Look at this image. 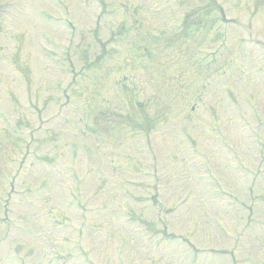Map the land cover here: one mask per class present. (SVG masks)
I'll return each mask as SVG.
<instances>
[{
  "label": "rangeland",
  "instance_id": "1",
  "mask_svg": "<svg viewBox=\"0 0 264 264\" xmlns=\"http://www.w3.org/2000/svg\"><path fill=\"white\" fill-rule=\"evenodd\" d=\"M66 1L78 21L73 33L62 22L38 19L37 8L49 16L58 13L46 0H0V104L7 114V123L0 120V216L1 198H7V210L17 213L20 223L0 220V264H230L232 256L235 264H264V158L259 162L245 124L254 121L242 100L251 93L264 113V48L244 30L250 24L252 37L264 39V0H215L235 23L220 25L214 19L209 29L206 24L220 16L219 9L210 8L212 0H102L103 11L95 0ZM80 1L84 7H77ZM112 1L129 4L134 15L127 21L132 28L109 41L107 23L115 26L120 18L111 12ZM182 23L187 28L179 36ZM95 25L106 40L105 53L96 66L82 69L87 54L98 52L89 32ZM212 29H223L224 40L211 38ZM39 31L50 39L41 41ZM9 34H19L18 65L10 62L15 42ZM68 46L66 63L61 55ZM210 50H216L212 61L203 56ZM72 68L81 69L75 83ZM229 69L231 75L223 71ZM55 100L72 105L51 119ZM136 100L145 103L136 107ZM82 107L86 120L101 119L92 133L77 120ZM39 108L49 121L36 133V150L31 152L35 144H30L21 161V142L37 126ZM125 111L131 119L153 115L151 123H143L149 124L147 131L122 122L117 114ZM212 120L222 132H214ZM5 128H16L18 135ZM68 140H85L93 153L71 157ZM39 150L44 152L40 160L34 155ZM69 159L83 176L74 191L79 197L65 172ZM208 174L250 207L210 199ZM196 175L203 179L196 181ZM154 176L159 192L149 195L145 189L153 187ZM46 177L48 186L40 189L39 178ZM26 182L34 191L20 196ZM183 197L186 203L180 204ZM163 228L175 237L194 232L196 257L178 237L162 238L158 230ZM230 249L232 256L225 253Z\"/></svg>",
  "mask_w": 264,
  "mask_h": 264
}]
</instances>
